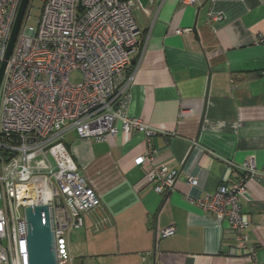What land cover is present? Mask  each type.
I'll return each instance as SVG.
<instances>
[{"label": "crops", "instance_id": "0c3cea01", "mask_svg": "<svg viewBox=\"0 0 264 264\" xmlns=\"http://www.w3.org/2000/svg\"><path fill=\"white\" fill-rule=\"evenodd\" d=\"M125 1L139 28L126 111L155 133L120 129L107 141L66 133L101 198L70 234L73 261L264 264V0ZM148 151L149 167L180 172L175 189L157 192L148 165L135 163ZM251 158L256 175L247 178ZM241 180L244 241L196 203ZM170 226L176 233L164 237Z\"/></svg>", "mask_w": 264, "mask_h": 264}, {"label": "built area", "instance_id": "2783aa9c", "mask_svg": "<svg viewBox=\"0 0 264 264\" xmlns=\"http://www.w3.org/2000/svg\"><path fill=\"white\" fill-rule=\"evenodd\" d=\"M37 25H30L29 0L0 86V264H30L24 207L50 204L58 264H72L70 234L84 226L85 215L101 198L67 148L65 135L107 141L121 129L126 135H154L127 108L133 81L132 52L138 25L125 0H40ZM195 0H184L194 2ZM22 0H0V67ZM82 72V80L71 74ZM120 124V127L118 126ZM150 151L135 158L147 166L155 190L175 189L180 172L152 166ZM247 178L256 175L254 158L244 163ZM191 186L198 180L188 176ZM245 180L220 185L196 203L216 221L242 231L249 220L240 199ZM176 228L163 230L173 236Z\"/></svg>", "mask_w": 264, "mask_h": 264}, {"label": "water", "instance_id": "95a60500", "mask_svg": "<svg viewBox=\"0 0 264 264\" xmlns=\"http://www.w3.org/2000/svg\"><path fill=\"white\" fill-rule=\"evenodd\" d=\"M29 0H22L13 25L4 61L0 67V86L7 66L21 22ZM132 63H135L133 60ZM70 150V144L66 143ZM27 224V243L30 264H58L55 233L53 231L52 209L50 204L28 205L24 207Z\"/></svg>", "mask_w": 264, "mask_h": 264}, {"label": "rangeland", "instance_id": "374dc122", "mask_svg": "<svg viewBox=\"0 0 264 264\" xmlns=\"http://www.w3.org/2000/svg\"><path fill=\"white\" fill-rule=\"evenodd\" d=\"M42 7V2L40 0H31L29 12L31 14V18L29 20L30 25H37V19L40 15ZM82 80V72L75 71L71 74V81L73 83H78ZM68 138V137H67ZM72 264H83L79 259H76L72 262Z\"/></svg>", "mask_w": 264, "mask_h": 264}]
</instances>
